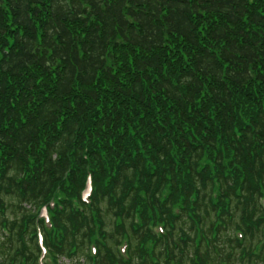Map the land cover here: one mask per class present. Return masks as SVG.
I'll return each mask as SVG.
<instances>
[{
	"label": "trees",
	"instance_id": "1",
	"mask_svg": "<svg viewBox=\"0 0 264 264\" xmlns=\"http://www.w3.org/2000/svg\"><path fill=\"white\" fill-rule=\"evenodd\" d=\"M0 264H264V0H0Z\"/></svg>",
	"mask_w": 264,
	"mask_h": 264
}]
</instances>
